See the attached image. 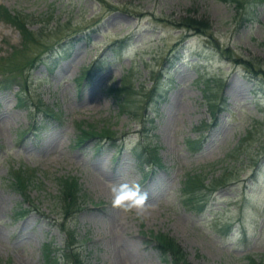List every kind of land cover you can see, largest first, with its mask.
I'll return each instance as SVG.
<instances>
[{"label": "rangeland", "instance_id": "1", "mask_svg": "<svg viewBox=\"0 0 264 264\" xmlns=\"http://www.w3.org/2000/svg\"><path fill=\"white\" fill-rule=\"evenodd\" d=\"M248 5L251 17L234 0H0V60L23 43L3 7L44 38L23 60L48 56L51 48L56 57L37 61L28 84L21 78L0 90V264H45V244L53 252L64 247L68 230L84 240L87 264H172L156 247L160 233L174 238L192 264H250L248 255L264 264V73L229 62L208 41L214 36L219 48L264 72V0ZM189 8L197 20L209 19L206 37L168 21ZM122 40L129 45L114 59L110 46ZM178 51L176 85L159 113L145 109L153 72ZM102 56L105 69L84 80ZM123 84L132 87L124 108L112 91ZM81 128L112 131L113 139L78 145ZM20 168L32 175L24 187L12 176ZM222 174L227 180L217 190L204 186L205 212L183 204L188 176L209 184ZM69 176L83 196L81 211L66 219L57 196L60 178ZM116 183L147 192V219L112 207Z\"/></svg>", "mask_w": 264, "mask_h": 264}, {"label": "trees", "instance_id": "2", "mask_svg": "<svg viewBox=\"0 0 264 264\" xmlns=\"http://www.w3.org/2000/svg\"><path fill=\"white\" fill-rule=\"evenodd\" d=\"M230 1V0H229ZM234 2H237L240 5V8H242L250 17L253 15V7L248 5L249 0H234ZM241 4H243L241 6ZM1 9V8H0ZM193 9L189 8V14L187 16H182L177 20H168L173 26L178 27L182 26L188 31H199L201 34L208 35V31L210 30V26L208 24V18L201 17L202 20H197L198 16L192 15L191 11ZM3 13V18L8 21L10 24L14 25L19 29L23 36V43L20 49H17V47L14 50V52L11 54L10 57L0 60V70L5 73L6 76H2L0 78V90H8L13 87L14 84L18 83L17 79L23 78L24 82L28 84L27 82V72L31 70L32 68H35L37 66L38 62H49L52 63L55 59V51H53V48L47 49L46 52H49L48 56H44L45 52L41 54L40 56L35 55L34 57L23 60V56L28 52L30 47L39 46L43 44L41 35H39L38 32L30 29L27 25V20L22 16L21 14H12L9 10H7L5 7L1 10ZM187 11V12H188ZM198 32V33H199ZM214 40V37L211 38ZM129 45V40H122V41H116L110 46V50L113 51V57L114 59H119L123 56L126 46ZM219 47V46H218ZM18 50V51H17ZM58 54L61 53V51H57ZM64 52V51H63ZM221 52L227 56L231 57V60L235 62V56H231L233 51L230 48H223L221 49ZM180 51L175 53L174 61L170 64V58L171 56H166L164 58L163 67L158 70L154 71L152 74L153 79V85L152 87L144 94L146 95V107L154 109L155 112L159 113L160 106L168 99V94L170 90L174 87L175 81L173 78V72L172 69L174 68L176 57L177 59L180 57L179 55ZM105 57H101L98 61L91 64L88 68V71L85 72L83 75V78L89 81L93 75L98 71L104 69L105 65ZM230 59V58H229ZM241 63L240 61H236ZM243 64L247 70V72L252 73L251 71L256 72V74H259L260 72L254 68L253 63L250 62H244ZM24 74L26 75V78H24ZM132 90V87H126L124 84L116 89H113L116 94H118L117 99L119 103H121V107L124 108L126 104L123 105V99L127 101L130 100V96L132 93H130ZM214 107V106H213ZM124 111V110H123ZM49 116L52 117L53 114L47 113ZM46 114V115H47ZM37 121H34L36 124ZM38 123V122H37ZM42 126V125H41ZM44 126V125H43ZM37 128L40 129V125H37ZM155 128L154 120H151V128H149L146 132L148 135L152 129ZM27 133V132H26ZM112 131H95L90 129H84L81 128V132L78 136L77 144L82 145L86 141L92 138L96 137H108L113 139ZM197 144L198 142H189L190 146L193 148L194 144ZM201 145V144H200ZM199 145V146H200ZM195 147V146H194ZM194 149V148H193ZM151 154L154 157V163L158 164L160 167V158L156 157L152 152ZM142 153L137 154L139 159V165H141L142 171H144V166L146 159L142 161ZM27 169H21L16 171L12 176L14 177L15 181L14 183L17 184V186L24 187L25 184L29 182L31 179L32 181V175L25 172ZM148 175V172L145 174ZM30 177V178H29ZM205 178V177H204ZM196 180V181H195ZM227 180L226 175H221L220 177L211 180L209 184H204L201 179H197L194 175L188 176L184 182H183V192L184 197L182 199L183 204L191 211H194L196 213H203L207 210V202L203 200L205 195L204 186H212V191L217 190V188L224 184ZM60 184V190L59 194L57 196V200L62 206L64 215L67 218L70 216H74L78 211H81L80 208V200L83 194H81V186L78 182V179L74 176H69L65 178H60L59 180ZM199 187V189H198ZM211 188V187H210ZM199 194V195H198ZM183 196V193H182ZM186 204H190L191 207L187 206ZM63 225V228L65 230H68L67 226H65V222L61 223ZM229 228V225H227ZM67 241L66 245L64 247L56 248L53 252V249L50 248V244H45L44 249V258H45V264H87L84 256H83V243L84 240H79L77 238V235L74 230H68L67 232ZM154 241L157 242L156 247L161 251L164 260L171 262L172 264H192L187 259V253L184 252L183 248L176 242V240L167 234H157L153 236ZM80 242L79 246L77 244ZM247 257L251 258L250 264H259L256 263V260L253 258V256L248 255Z\"/></svg>", "mask_w": 264, "mask_h": 264}, {"label": "clouds", "instance_id": "3", "mask_svg": "<svg viewBox=\"0 0 264 264\" xmlns=\"http://www.w3.org/2000/svg\"><path fill=\"white\" fill-rule=\"evenodd\" d=\"M111 191L113 208L124 213H134L140 221L147 219L153 205L149 202L147 192H143L138 184L116 183Z\"/></svg>", "mask_w": 264, "mask_h": 264}]
</instances>
